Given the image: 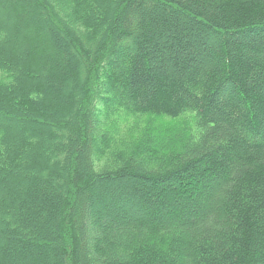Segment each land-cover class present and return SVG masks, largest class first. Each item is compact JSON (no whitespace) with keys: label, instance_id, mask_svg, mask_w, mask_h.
Masks as SVG:
<instances>
[{"label":"trees","instance_id":"obj_1","mask_svg":"<svg viewBox=\"0 0 264 264\" xmlns=\"http://www.w3.org/2000/svg\"><path fill=\"white\" fill-rule=\"evenodd\" d=\"M0 264H264V0H0Z\"/></svg>","mask_w":264,"mask_h":264}]
</instances>
